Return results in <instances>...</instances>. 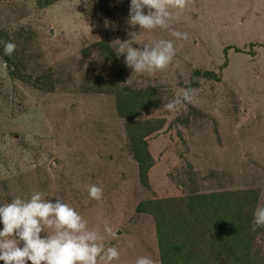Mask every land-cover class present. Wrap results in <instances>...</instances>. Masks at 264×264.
Returning a JSON list of instances; mask_svg holds the SVG:
<instances>
[{
  "label": "rangeland",
  "instance_id": "374dc122",
  "mask_svg": "<svg viewBox=\"0 0 264 264\" xmlns=\"http://www.w3.org/2000/svg\"><path fill=\"white\" fill-rule=\"evenodd\" d=\"M129 3L0 0V203L38 190L90 228L107 221L120 251L111 264H162L156 223L183 264H264V228H252L264 206V0H188L151 31L127 23ZM133 32L172 39L170 65L132 73L114 48ZM186 88L191 102L168 112Z\"/></svg>",
  "mask_w": 264,
  "mask_h": 264
},
{
  "label": "clouds",
  "instance_id": "9594fccd",
  "mask_svg": "<svg viewBox=\"0 0 264 264\" xmlns=\"http://www.w3.org/2000/svg\"><path fill=\"white\" fill-rule=\"evenodd\" d=\"M188 0H130L127 23L151 31L168 29L186 10ZM145 9L147 10L145 12ZM107 27V22L105 23ZM121 41L115 47L117 56L124 54V63L132 73L151 74L166 69L177 49L172 39ZM171 36L187 40L188 33L176 29ZM133 41L142 47H133ZM16 49L12 41L3 43V54L11 56ZM193 90L184 89L164 107L177 113L184 103L191 102ZM88 195L99 201L103 189L88 186ZM55 201L44 198L41 191H33L25 198L15 196L8 203H0V260L3 264H111L118 260L120 251L107 241L117 235L107 221L100 227L90 228L84 217L59 196ZM252 228H264V206L253 209ZM41 233H46L41 235ZM135 264H155L146 255L138 256Z\"/></svg>",
  "mask_w": 264,
  "mask_h": 264
},
{
  "label": "trees",
  "instance_id": "16d2710c",
  "mask_svg": "<svg viewBox=\"0 0 264 264\" xmlns=\"http://www.w3.org/2000/svg\"><path fill=\"white\" fill-rule=\"evenodd\" d=\"M196 73H197V71H196ZM201 73L205 76L211 74V72H209V71H203ZM138 153H139V150H138V148L135 147L134 154H135L137 162L139 163V169L141 172L140 173V181L143 184H146L147 180H146V173H145V169H144V167H146L145 161ZM227 224H229V222L224 223L225 227ZM156 235H157L158 244H159V253H160V256H161L162 261H163L162 264H181V263L183 264V262H181L182 256L176 258L175 260H173L171 258L170 254L168 253L169 251L167 252V247H166L167 243L165 244V249H164V242L167 240L166 238L168 236L165 235L164 228L162 227V225L160 223H156ZM174 247H177V245L174 244ZM177 249L179 250L180 248H177Z\"/></svg>",
  "mask_w": 264,
  "mask_h": 264
},
{
  "label": "crops",
  "instance_id": "0c3cea01",
  "mask_svg": "<svg viewBox=\"0 0 264 264\" xmlns=\"http://www.w3.org/2000/svg\"><path fill=\"white\" fill-rule=\"evenodd\" d=\"M262 6H264V4H263ZM262 6H261V7H262Z\"/></svg>",
  "mask_w": 264,
  "mask_h": 264
}]
</instances>
